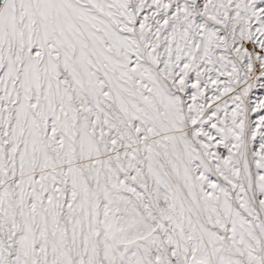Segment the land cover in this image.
I'll return each instance as SVG.
<instances>
[{"label": "snow or ice", "instance_id": "snow-or-ice-1", "mask_svg": "<svg viewBox=\"0 0 264 264\" xmlns=\"http://www.w3.org/2000/svg\"><path fill=\"white\" fill-rule=\"evenodd\" d=\"M0 264H264V0H0Z\"/></svg>", "mask_w": 264, "mask_h": 264}]
</instances>
